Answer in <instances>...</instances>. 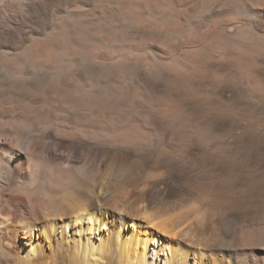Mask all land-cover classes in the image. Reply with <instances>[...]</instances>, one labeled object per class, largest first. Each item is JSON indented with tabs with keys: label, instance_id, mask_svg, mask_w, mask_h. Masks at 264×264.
<instances>
[{
	"label": "bare ground",
	"instance_id": "1",
	"mask_svg": "<svg viewBox=\"0 0 264 264\" xmlns=\"http://www.w3.org/2000/svg\"><path fill=\"white\" fill-rule=\"evenodd\" d=\"M220 61L260 106L264 0H0V264H264L263 223L156 170L213 146Z\"/></svg>",
	"mask_w": 264,
	"mask_h": 264
},
{
	"label": "rangeland",
	"instance_id": "2",
	"mask_svg": "<svg viewBox=\"0 0 264 264\" xmlns=\"http://www.w3.org/2000/svg\"><path fill=\"white\" fill-rule=\"evenodd\" d=\"M207 64L210 68L216 67L223 80L218 107L210 116L204 109L201 119L205 131L210 126L214 127L213 146H210L211 141L204 140L198 151L195 140L190 138L187 153L166 157L157 164L156 170L170 176L172 182L185 193L198 186L202 195L226 201L231 221L243 227L256 228L260 223L264 224V102L260 106L249 104L241 84L238 87L227 82L226 79L242 82L230 61ZM263 65L260 70L254 71L255 75L258 73L261 88H264ZM156 88L157 91L162 89L158 92L164 89L161 83ZM253 93L251 95L256 92ZM178 102L191 112L195 111L189 98ZM156 125L159 127V122ZM197 151L199 155L194 157L192 153ZM212 153L221 158L213 157ZM223 155L230 160L223 159Z\"/></svg>",
	"mask_w": 264,
	"mask_h": 264
}]
</instances>
